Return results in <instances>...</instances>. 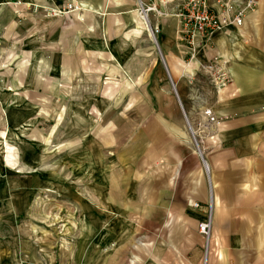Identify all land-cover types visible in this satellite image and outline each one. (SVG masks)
<instances>
[{"label":"rangeland","instance_id":"obj_1","mask_svg":"<svg viewBox=\"0 0 264 264\" xmlns=\"http://www.w3.org/2000/svg\"><path fill=\"white\" fill-rule=\"evenodd\" d=\"M151 20L142 15V31H126L129 36L113 33V50H84L78 71L70 54L58 70L36 66L41 82L20 84V90L42 97L21 98L19 105L24 112L35 106L38 113L19 114L18 126L0 106V153L4 159L5 139L16 163L14 174L1 177L9 206L0 209V264H166L157 252L174 250L172 226L157 230L149 210L155 193L147 183L155 165L146 151L161 145V119L172 117L159 114L161 108H182L162 60L161 28ZM182 37L191 53L177 50L176 57L191 59L196 47ZM213 63L220 69L219 62H208L203 70ZM206 76L219 92L218 75ZM192 95L184 105L189 114L182 113L202 155L218 138H210L203 114L212 110L209 97Z\"/></svg>","mask_w":264,"mask_h":264},{"label":"crops","instance_id":"obj_2","mask_svg":"<svg viewBox=\"0 0 264 264\" xmlns=\"http://www.w3.org/2000/svg\"><path fill=\"white\" fill-rule=\"evenodd\" d=\"M77 1L82 11L60 15L53 10L62 7L61 0H0V106L11 116V126L19 125V114L38 113L35 106L24 112L19 105L21 98L40 97L38 92L20 90V84L41 82L36 66L58 70L70 54L73 70L78 71L84 50H113V33L120 30L125 37L126 31H142V11L155 6L160 14L149 11L148 16L161 28L164 65L176 84L182 111L199 92L209 97L219 121L218 141L209 140L201 155L191 142L182 111L164 106L158 112L172 117L161 119V145L146 151L155 165V177L147 183L155 193L149 210L155 211L157 230L172 226L170 241L175 247L158 251L157 259L166 264H203L205 242L199 224L212 204L213 244L207 264H264V0H257L241 27L216 33L206 47L193 51L191 59L176 57L177 50L191 53L174 13L181 0ZM217 1L209 0L210 6L219 8ZM208 62H219L232 80L217 93L203 70ZM193 111L201 113V108ZM2 145L0 209L9 206L2 174H14L16 168L13 148L5 139ZM195 203L202 207L191 205Z\"/></svg>","mask_w":264,"mask_h":264},{"label":"built area","instance_id":"obj_3","mask_svg":"<svg viewBox=\"0 0 264 264\" xmlns=\"http://www.w3.org/2000/svg\"><path fill=\"white\" fill-rule=\"evenodd\" d=\"M62 7L55 8L53 13L68 14L82 11V6L77 0H61ZM177 8V17L182 23V33L189 45L196 48L201 44L205 45L211 41L212 37L229 27H241L244 24V18L249 11L257 6V0H218L219 8H213L209 0H181ZM149 11L158 12L155 6L147 7L142 11V15ZM159 13V12H158ZM160 14V13H159ZM155 32H159L158 27ZM154 34V33H153ZM217 64L206 65L205 70L212 77H216L215 85L218 89L225 87L231 81V77L225 72V68L217 69ZM206 117L205 123L208 125L209 135L214 139L218 131V118L212 110L206 109L203 113ZM193 134L194 141H197L198 134ZM212 134V135H211ZM198 142V141H197ZM201 154V153H200ZM195 208H201L198 203L191 204ZM206 220L199 224V233L205 240V258L203 264H207V258L212 250V224H213V206H206Z\"/></svg>","mask_w":264,"mask_h":264},{"label":"water","instance_id":"obj_4","mask_svg":"<svg viewBox=\"0 0 264 264\" xmlns=\"http://www.w3.org/2000/svg\"><path fill=\"white\" fill-rule=\"evenodd\" d=\"M147 21V24H148V27H149V29L151 30V32H152V29H151V26H150V24H149V21L148 20H146ZM153 34V33H152ZM155 44H156V46H157V48H158V43H157V41H156V39H155ZM162 56V55H161ZM162 60H163V62H164V58H163V56H162ZM174 90L176 91V89L174 88ZM184 110V109H183ZM185 112V111H184Z\"/></svg>","mask_w":264,"mask_h":264},{"label":"bare ground","instance_id":"obj_5","mask_svg":"<svg viewBox=\"0 0 264 264\" xmlns=\"http://www.w3.org/2000/svg\"><path fill=\"white\" fill-rule=\"evenodd\" d=\"M143 15H144V13H143ZM143 18H145V17H143ZM196 145H197V142H196ZM197 147H198V145H197ZM198 150H199V152L201 153V150L198 148Z\"/></svg>","mask_w":264,"mask_h":264}]
</instances>
